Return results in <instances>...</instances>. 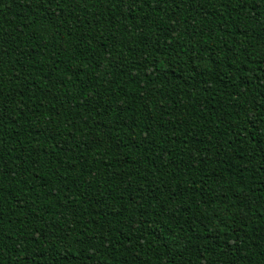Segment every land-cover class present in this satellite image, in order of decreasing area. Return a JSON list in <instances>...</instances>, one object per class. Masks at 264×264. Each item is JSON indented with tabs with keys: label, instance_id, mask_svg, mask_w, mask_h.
Segmentation results:
<instances>
[{
	"label": "trees",
	"instance_id": "16d2710c",
	"mask_svg": "<svg viewBox=\"0 0 264 264\" xmlns=\"http://www.w3.org/2000/svg\"><path fill=\"white\" fill-rule=\"evenodd\" d=\"M0 264H264V0H0Z\"/></svg>",
	"mask_w": 264,
	"mask_h": 264
}]
</instances>
